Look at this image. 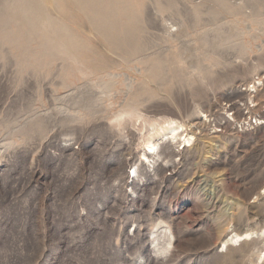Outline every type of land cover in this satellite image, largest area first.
Instances as JSON below:
<instances>
[{
  "label": "rangeland",
  "instance_id": "rangeland-1",
  "mask_svg": "<svg viewBox=\"0 0 264 264\" xmlns=\"http://www.w3.org/2000/svg\"><path fill=\"white\" fill-rule=\"evenodd\" d=\"M263 191L264 0H0V264H264Z\"/></svg>",
  "mask_w": 264,
  "mask_h": 264
},
{
  "label": "bare ground",
  "instance_id": "bare-ground-1",
  "mask_svg": "<svg viewBox=\"0 0 264 264\" xmlns=\"http://www.w3.org/2000/svg\"><path fill=\"white\" fill-rule=\"evenodd\" d=\"M131 85V84H130ZM129 85V86H130ZM172 122H174V121H172ZM171 123V122H170ZM170 125V124H169ZM175 126V125H174ZM178 127H176L174 130H175V133L173 134L174 136H173V138L174 137H177L178 136V133L176 132V130L178 129V128H180L182 125H177ZM179 130V129H178ZM173 131V130H172ZM180 131V130H179ZM174 132V131H173ZM182 133H180V135H181ZM190 137H188L187 138V140H188V142L190 141ZM150 146V145H149ZM155 146V144H152L151 146H150V148H149V150H147L146 152H145V154H144V159H149V155H151L154 151H152V149H153V147ZM187 146H189L188 144H187ZM152 148V149H151ZM155 148V147H154ZM151 149V150H150ZM260 195H262V196H264V191L263 192H261L260 193ZM238 239H240V237H238Z\"/></svg>",
  "mask_w": 264,
  "mask_h": 264
},
{
  "label": "built area",
  "instance_id": "built-area-1",
  "mask_svg": "<svg viewBox=\"0 0 264 264\" xmlns=\"http://www.w3.org/2000/svg\"><path fill=\"white\" fill-rule=\"evenodd\" d=\"M254 123H256V122H254Z\"/></svg>",
  "mask_w": 264,
  "mask_h": 264
}]
</instances>
